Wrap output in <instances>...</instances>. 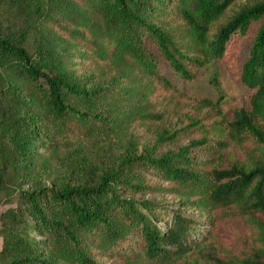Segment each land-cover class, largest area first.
Listing matches in <instances>:
<instances>
[{
  "label": "trees",
  "instance_id": "1",
  "mask_svg": "<svg viewBox=\"0 0 264 264\" xmlns=\"http://www.w3.org/2000/svg\"><path fill=\"white\" fill-rule=\"evenodd\" d=\"M235 1L0 0V199L17 200V219L0 224V264H140L129 257L135 245V254L167 262L205 236L193 218L122 190L264 211V151L248 163L203 165L210 150L228 144L218 132L264 141V0H245L230 14ZM11 11L21 16L15 24ZM253 22L259 25L239 72L249 105L202 122L188 110L192 96L162 65L191 78ZM196 101L217 107L208 97ZM136 131L162 152L137 155L136 167L122 159L93 180L78 172L75 157L86 145L132 139ZM37 146L82 180L22 188L40 159ZM229 261L264 264V246L242 263Z\"/></svg>",
  "mask_w": 264,
  "mask_h": 264
},
{
  "label": "rangeland",
  "instance_id": "2",
  "mask_svg": "<svg viewBox=\"0 0 264 264\" xmlns=\"http://www.w3.org/2000/svg\"><path fill=\"white\" fill-rule=\"evenodd\" d=\"M245 0H236L229 8V13L237 11ZM4 12H8L3 10ZM9 21L15 24L21 16L9 12ZM259 23L253 22L246 32L233 34L226 46L224 53L206 62L197 69L191 78H182L174 73L170 67L162 65V70L180 88L185 89L192 96L188 110L202 118V122H210L220 119L218 112L225 113V118H230L232 110L241 106H248L251 90L239 79V72L256 33ZM81 68L80 73H84ZM201 97L211 98L217 102L216 108L200 106L197 99ZM219 138L227 141V146L218 152L210 150L204 166L228 167L232 163H248L251 158H259L264 151V141L256 142L255 137L249 135L242 141L233 140L226 132H218ZM212 138V137H210ZM0 143L5 144V139L0 137ZM39 160L29 168L27 180H21L19 185L24 188H32L35 183L58 186L62 181L69 180L74 183L80 174L72 173L64 163V159L54 162L48 152L37 146ZM196 148L192 147L190 155L197 158ZM162 152L161 148H154L150 136L136 131L132 139L116 140L100 146H85L78 153L75 160L81 165L78 168L83 177L89 180L96 179L105 169L116 167L122 159L127 165L136 167V157L141 153H149L157 156ZM123 163V162H122ZM75 170V168H74ZM82 178V177H81ZM80 178V179H81ZM82 180V179H81ZM122 196L135 199H153L166 207L170 212L180 211L184 216L193 218L204 237H200L196 245L191 244V249L182 255L172 258L167 262L149 259L145 255L135 254L138 246H133L129 257L139 260L140 264H230L229 260L242 263L247 256H254L260 246H264V211L241 212L232 207L209 206L202 207L194 203L179 201L176 195L170 192H125ZM17 200L0 199V224H11L17 219L14 215ZM12 225V224H11ZM200 235V234H198ZM131 246V244L129 245ZM2 247V235L0 233V249ZM123 259H99L103 264H122Z\"/></svg>",
  "mask_w": 264,
  "mask_h": 264
}]
</instances>
